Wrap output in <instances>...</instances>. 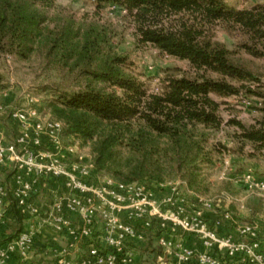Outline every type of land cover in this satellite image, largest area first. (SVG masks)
Segmentation results:
<instances>
[{"label":"trees","instance_id":"16d2710c","mask_svg":"<svg viewBox=\"0 0 264 264\" xmlns=\"http://www.w3.org/2000/svg\"><path fill=\"white\" fill-rule=\"evenodd\" d=\"M55 0H0V52L28 58L39 50L48 67L71 76L73 86L49 102L68 134L91 142L96 171L121 182L178 176L197 190L200 163H211L210 135L223 127L220 103L212 95L254 97L258 116L246 124L229 119L233 138L264 158V82L216 41V26L239 33L238 47L264 57V4L238 9L226 0H93L114 4L135 25L140 44L186 60L192 70L167 71L149 92L127 68L108 23L72 15L49 16ZM2 76L0 74V88ZM20 223L21 208L9 202ZM20 225V224H19Z\"/></svg>","mask_w":264,"mask_h":264},{"label":"built area","instance_id":"2783aa9c","mask_svg":"<svg viewBox=\"0 0 264 264\" xmlns=\"http://www.w3.org/2000/svg\"><path fill=\"white\" fill-rule=\"evenodd\" d=\"M1 96L0 116L7 114L14 120L17 133L8 141L0 130V169H13L11 200L0 184V236L7 224L9 202L21 208L29 226L0 244V264L15 252L20 264H27L32 242L44 229L68 239L67 246L56 253L55 264H76L69 257L70 250L84 241L86 252L77 264H134L131 244L150 239L173 264L193 259L197 264H232L233 256L238 257V264H264V230L257 225H232L248 241L218 236L206 220L211 203L187 198L179 181L159 183L154 189L137 181L101 177L92 160L65 144L63 121L42 115L32 104L7 106ZM242 177L249 187L264 191V179H254L250 170ZM48 183L62 189L41 207L34 199ZM223 218L229 220V214ZM96 221L101 222L100 235L95 233ZM179 234L193 236L202 249L184 243ZM165 256L159 255L158 261L164 262Z\"/></svg>","mask_w":264,"mask_h":264},{"label":"rangeland","instance_id":"374dc122","mask_svg":"<svg viewBox=\"0 0 264 264\" xmlns=\"http://www.w3.org/2000/svg\"><path fill=\"white\" fill-rule=\"evenodd\" d=\"M226 2L238 9L247 8L256 3L264 4V0H226ZM45 11L49 16L69 14L76 19L86 17L110 24L116 33L113 41L116 43L117 50L128 56L127 69L145 84L149 92L159 90L161 79L167 71L192 70L186 60L169 56L150 44H140L135 36V25L131 17L124 9L114 4H108L99 9L93 0H55ZM213 37L233 50L235 57L251 68L264 82V57H253L239 48L238 43L244 37L220 26H216L213 30ZM0 74L2 76L0 94L2 93L1 100L4 104L11 107L32 104L42 115L52 118L54 116L48 106L49 102L58 90H68L73 86L71 76L54 67H48L39 50H35L24 59L14 54L0 52ZM212 97L220 103L219 114L223 120V127L212 133L208 139L207 145L212 148V162L200 163L198 189H190L185 179L178 176H165L159 181L143 179L137 182L156 189L159 183L179 181L182 183L180 189L187 198L203 199L211 203L206 220L218 236H230L235 241H248L233 231L232 225L252 224L264 230V191L249 187L250 183L242 177L250 170L254 179L263 180L264 158L250 144L241 146L233 138L236 128L225 123L229 119H237L246 124L252 123L258 116V112L253 107L258 105V100L254 97L246 98L242 94L223 97L212 95ZM0 126L4 129L6 139L12 141L17 133L15 121L4 114L0 116ZM63 139L65 144L75 146L87 159L93 161L90 141L68 134L66 125ZM98 173L101 177L108 176L118 180L110 172L98 171ZM12 174V167H7L4 176L0 175V184L5 185L9 200H11L9 188L13 186ZM61 189V186L56 187L48 183L34 200L41 207H46L50 197ZM225 213L229 214V220L223 218ZM25 219L17 223L10 218L7 222L5 237L24 228ZM217 220H219L218 224ZM227 223L230 226L226 225ZM131 245L134 247L136 244ZM215 253L222 256L219 251ZM237 258L233 256L232 259Z\"/></svg>","mask_w":264,"mask_h":264},{"label":"crops","instance_id":"0c3cea01","mask_svg":"<svg viewBox=\"0 0 264 264\" xmlns=\"http://www.w3.org/2000/svg\"><path fill=\"white\" fill-rule=\"evenodd\" d=\"M0 130L4 134V129L1 126H0ZM6 168L7 167H2L0 169V175L4 176V172ZM5 210H6V216H7V222H8L9 219L12 218L11 213L9 211V204ZM72 219L75 224H78L75 217H72ZM226 225H229V224L227 223ZM28 226H29V223L27 219H25L24 228H21L18 231H15L9 237H5V234L7 232V229H6L7 224H6V226L2 229V234L0 236V244H3L6 240L15 236L17 233L27 229ZM95 233L96 235H100L101 233V222L100 221H96L95 223ZM179 238L184 243L190 245L196 250L202 249L200 242L191 235L179 234ZM67 242H68V239L66 236L56 234L53 231H50L48 229H44L38 232L32 242L31 249L28 253L27 264H55L56 253H58L60 249L65 248L67 246ZM86 243L87 241H84L83 243L77 245L74 249L70 250L69 257L75 263L76 262L78 263V260L86 252V248H87ZM133 251H134V254H133L134 264H145L146 261L149 262L150 264H173V262H171V259L164 255V253L156 245L154 240H146L144 242L136 243V245H134L133 247ZM162 254L163 256H165L164 257L165 259H164V262L160 263L158 261V256ZM20 263H21V257L19 256L17 252H15L11 254L9 259L4 264H20ZM231 263L238 264L236 259H232ZM188 264H197V262L195 259H193Z\"/></svg>","mask_w":264,"mask_h":264}]
</instances>
